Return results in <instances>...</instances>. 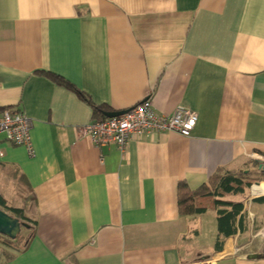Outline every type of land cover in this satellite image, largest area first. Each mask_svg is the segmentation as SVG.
Segmentation results:
<instances>
[{
	"label": "crops",
	"instance_id": "obj_1",
	"mask_svg": "<svg viewBox=\"0 0 264 264\" xmlns=\"http://www.w3.org/2000/svg\"><path fill=\"white\" fill-rule=\"evenodd\" d=\"M148 96L158 113L194 110L191 134L154 130L123 149L78 134L100 117L92 105ZM5 107L32 119V154L1 134L0 168L27 180L37 224L0 264H264V193H251L264 183V0H0ZM218 169L257 181L223 197L243 207L215 251L218 207L180 214L177 186Z\"/></svg>",
	"mask_w": 264,
	"mask_h": 264
},
{
	"label": "trees",
	"instance_id": "obj_2",
	"mask_svg": "<svg viewBox=\"0 0 264 264\" xmlns=\"http://www.w3.org/2000/svg\"><path fill=\"white\" fill-rule=\"evenodd\" d=\"M47 75L59 84L67 85L76 90L62 77L51 73H47ZM77 92L86 99L81 92ZM92 109L94 115L100 116L97 120L106 118L104 115L106 111H104L103 106L92 105ZM19 180L25 186L26 191L21 205L10 204L0 191V209L18 218L22 223L21 231L16 238L10 239L0 234V258L5 256L10 259L13 256L11 252L18 253L26 250L35 233L37 200L25 177L20 175ZM251 182L252 179H248L244 171L231 169H218L209 176L206 183L195 190L190 189L186 182L180 181L177 186L178 211L182 215L200 214L206 210L210 202L218 207V235L214 249L219 251L222 248L224 238L235 233V221L243 207L242 201L223 200V197L226 195L245 196L246 189Z\"/></svg>",
	"mask_w": 264,
	"mask_h": 264
},
{
	"label": "built area",
	"instance_id": "obj_3",
	"mask_svg": "<svg viewBox=\"0 0 264 264\" xmlns=\"http://www.w3.org/2000/svg\"><path fill=\"white\" fill-rule=\"evenodd\" d=\"M198 120V114L185 106L178 105L171 113H158L150 96L136 103L119 116L106 117L78 127V134L89 138L95 145L115 143L119 149L131 140L151 131H172L189 136ZM32 119L22 110L5 107L0 109V135L14 145H23L29 154L31 146ZM3 150L0 148V158ZM264 163V159H263ZM255 183L254 185H260ZM253 184L251 193H253ZM264 192L256 193L262 194ZM254 194V193H253Z\"/></svg>",
	"mask_w": 264,
	"mask_h": 264
},
{
	"label": "rangeland",
	"instance_id": "obj_4",
	"mask_svg": "<svg viewBox=\"0 0 264 264\" xmlns=\"http://www.w3.org/2000/svg\"><path fill=\"white\" fill-rule=\"evenodd\" d=\"M256 182L257 179H252ZM263 180V179H262ZM0 191L2 192L5 199L13 205H21L22 198L25 196V186L19 180V176L13 170H3L0 168ZM208 224V225H207ZM208 220L202 238H206L207 232H212L213 226Z\"/></svg>",
	"mask_w": 264,
	"mask_h": 264
},
{
	"label": "water",
	"instance_id": "obj_5",
	"mask_svg": "<svg viewBox=\"0 0 264 264\" xmlns=\"http://www.w3.org/2000/svg\"><path fill=\"white\" fill-rule=\"evenodd\" d=\"M126 110L128 109L112 111V112H105L104 115L105 117H108V118L115 117V116L121 115ZM21 227H22V223L20 222L18 218L0 209V234L1 235L7 238H10V239H14L20 233ZM250 256L256 257L258 256V254H252Z\"/></svg>",
	"mask_w": 264,
	"mask_h": 264
},
{
	"label": "bare ground",
	"instance_id": "obj_6",
	"mask_svg": "<svg viewBox=\"0 0 264 264\" xmlns=\"http://www.w3.org/2000/svg\"><path fill=\"white\" fill-rule=\"evenodd\" d=\"M252 190L254 194L264 192V183H261L260 185H257V186L254 185Z\"/></svg>",
	"mask_w": 264,
	"mask_h": 264
}]
</instances>
